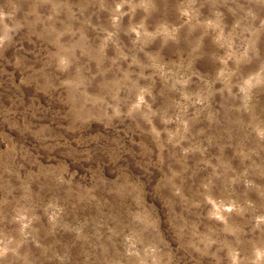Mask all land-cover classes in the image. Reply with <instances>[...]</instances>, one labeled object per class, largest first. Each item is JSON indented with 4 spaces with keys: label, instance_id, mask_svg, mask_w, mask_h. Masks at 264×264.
Wrapping results in <instances>:
<instances>
[{
    "label": "rangeland",
    "instance_id": "obj_1",
    "mask_svg": "<svg viewBox=\"0 0 264 264\" xmlns=\"http://www.w3.org/2000/svg\"><path fill=\"white\" fill-rule=\"evenodd\" d=\"M0 264H264V0H0Z\"/></svg>",
    "mask_w": 264,
    "mask_h": 264
}]
</instances>
